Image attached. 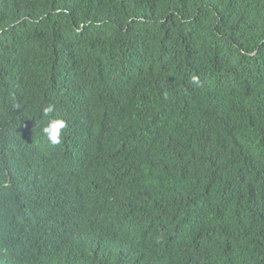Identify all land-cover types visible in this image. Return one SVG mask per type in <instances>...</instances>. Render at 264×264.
Masks as SVG:
<instances>
[{
	"label": "trees",
	"instance_id": "trees-1",
	"mask_svg": "<svg viewBox=\"0 0 264 264\" xmlns=\"http://www.w3.org/2000/svg\"><path fill=\"white\" fill-rule=\"evenodd\" d=\"M0 264H264V0H0Z\"/></svg>",
	"mask_w": 264,
	"mask_h": 264
},
{
	"label": "clouds",
	"instance_id": "clouds-1",
	"mask_svg": "<svg viewBox=\"0 0 264 264\" xmlns=\"http://www.w3.org/2000/svg\"><path fill=\"white\" fill-rule=\"evenodd\" d=\"M196 78L193 77V80ZM54 108L52 106L44 107L42 110V117L47 118L46 123L41 128L42 134L52 145L61 143V132L66 128V122L60 118H53ZM44 244L50 245V236H46Z\"/></svg>",
	"mask_w": 264,
	"mask_h": 264
}]
</instances>
